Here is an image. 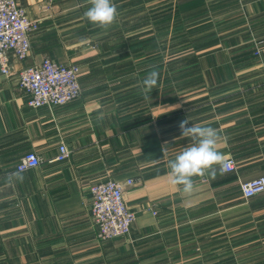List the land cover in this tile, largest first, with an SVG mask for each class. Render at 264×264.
<instances>
[{
  "label": "crops",
  "instance_id": "obj_1",
  "mask_svg": "<svg viewBox=\"0 0 264 264\" xmlns=\"http://www.w3.org/2000/svg\"><path fill=\"white\" fill-rule=\"evenodd\" d=\"M17 3L39 29L30 55L0 74V264H264V193L245 200L239 189L264 177V0H113L106 32L85 18L88 0ZM197 20L194 40L192 26L177 30ZM44 57L79 66L78 99L26 104L18 72ZM153 69L145 99L138 84ZM185 119L215 128L234 163L194 177L190 195L167 168L191 143ZM61 143L71 156L57 163ZM28 153L41 165L7 182ZM107 179L134 180L124 200L135 221L100 242L89 189Z\"/></svg>",
  "mask_w": 264,
  "mask_h": 264
},
{
  "label": "built area",
  "instance_id": "obj_2",
  "mask_svg": "<svg viewBox=\"0 0 264 264\" xmlns=\"http://www.w3.org/2000/svg\"><path fill=\"white\" fill-rule=\"evenodd\" d=\"M38 29V20L29 17L17 0H0V74L8 77L12 74L10 56L21 62L30 55V35ZM79 75L78 65L60 64L44 57L38 65L22 68L18 72L16 85L24 93L26 104L31 108L64 106L78 99L81 94ZM70 156V150L61 143L53 161L63 163ZM41 162L39 155L28 153L19 159L16 169L22 172L40 166ZM225 162L224 171H234L233 160ZM134 185L132 179L122 183L107 179L90 186L89 210L97 228L98 241L106 242L131 233L135 213L126 205L124 188ZM239 189L245 200L262 194L264 177L241 183Z\"/></svg>",
  "mask_w": 264,
  "mask_h": 264
},
{
  "label": "clouds",
  "instance_id": "obj_3",
  "mask_svg": "<svg viewBox=\"0 0 264 264\" xmlns=\"http://www.w3.org/2000/svg\"><path fill=\"white\" fill-rule=\"evenodd\" d=\"M91 5L84 13L85 18L103 31H107L119 15L113 0H88ZM159 73L153 69L138 84L145 99L153 89H157ZM189 119L179 123L181 138H187L191 143L174 159L168 160V175L173 185L182 186V192L190 195L194 190V177L210 176L215 179L217 169L225 170L224 155L218 150L219 135L215 128L200 124H189ZM7 182H23L24 175L20 171L9 172L5 177Z\"/></svg>",
  "mask_w": 264,
  "mask_h": 264
},
{
  "label": "rangeland",
  "instance_id": "obj_4",
  "mask_svg": "<svg viewBox=\"0 0 264 264\" xmlns=\"http://www.w3.org/2000/svg\"><path fill=\"white\" fill-rule=\"evenodd\" d=\"M224 12H227L228 14L232 15V9L226 10ZM197 19H199V18H197ZM218 19L219 18L217 17L216 20H215L216 23H217ZM185 24H188L187 26H192L193 27L190 32H192V39L194 40L195 39V36L197 34L196 32H198L201 29V27L199 25L200 24V21L197 20V22H193V23H191V22H188V23L178 22L177 23V30H184ZM163 45H169V44H168V42H166V43H162V46ZM244 232H246V231H244ZM247 233H249V232H247ZM247 235L248 234H245L244 236H247Z\"/></svg>",
  "mask_w": 264,
  "mask_h": 264
}]
</instances>
